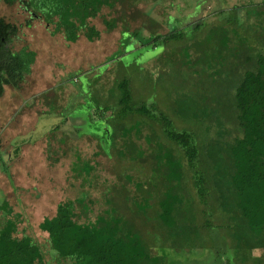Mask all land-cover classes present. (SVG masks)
Returning a JSON list of instances; mask_svg holds the SVG:
<instances>
[{
  "label": "rangeland",
  "instance_id": "obj_1",
  "mask_svg": "<svg viewBox=\"0 0 264 264\" xmlns=\"http://www.w3.org/2000/svg\"><path fill=\"white\" fill-rule=\"evenodd\" d=\"M262 1L126 0V3L119 2L113 9L105 7L101 15L92 19L91 22L101 31L100 38L89 41L81 35L77 41L69 42L63 34L53 33L54 26L42 19H32L27 25L30 14L20 2L8 5L0 0V15L20 26L14 48L28 47L37 53L32 72L20 88L8 85L0 97L1 156L8 160L11 173L10 179L0 170V203L8 199L14 211L21 214L20 234L32 235L49 250L39 223L43 217L55 213L60 201L75 200L85 195L90 211L87 210L83 217L94 219L111 208L107 202L110 200L120 207L119 213L133 220L137 219L134 217L138 215L137 207H141L136 202L141 203L144 196L147 199L142 209L151 205L147 210L151 219L144 224L143 218L138 215L141 231L149 234L146 238L148 242L156 247L158 254L166 257L165 264H228L226 256H234L222 237L226 235L229 238L228 234L223 231L225 227L216 225L220 221L209 216V212L205 213L206 216L200 213L198 223L211 220L214 224L209 228H200L201 235L193 236L195 239L191 243L177 245L164 240L155 216L160 210L158 201L167 188L163 178L166 168L158 167L156 158L163 156L167 162L170 156L167 148L174 151V161L183 160L184 163L183 179L177 191L188 199L183 200L184 213L177 224L181 227L190 224L197 215L196 211L200 212L207 206L199 203L192 172L176 143L163 134L161 125L131 113L127 116L128 124L117 126L115 132V123L109 121L114 119L111 116H115L112 113L116 108L108 104L116 103L111 101L110 94L116 82L128 78L134 102L147 103L150 107L155 105L158 108L155 113L164 112L176 129L193 130L198 143L202 141L201 127L204 123L214 126L209 131L211 136L220 131L219 138L223 140L222 129L217 128L223 123L222 128L227 131L224 138L233 137L237 132L232 129L233 117L222 114L223 120L217 123L216 113L212 114L215 107H219L221 113L229 112L230 107L223 111L219 103H226V89L231 90L230 82L221 85V77L215 82L209 77L217 65L222 71L234 69L236 72L232 51L222 49L216 39L200 45L195 42L206 40L210 26H223L227 30L235 27L241 31L237 21L231 23L227 18L238 15L242 22L255 19L256 11L264 12ZM112 18L117 19V26L107 29L104 20ZM194 18L203 22L197 30L192 25L185 33L184 41L192 44L195 41L197 46L191 47L193 60L190 64L183 60L185 54L180 51L185 42L174 45L176 51L171 58L170 46L176 42L155 48L146 47L142 46L145 40L141 35H132L137 29L145 37L151 32L165 33ZM125 27L129 31L122 36ZM230 36L229 47L233 50L237 39L233 33ZM219 54L223 55L224 62L219 60ZM210 62L214 66L208 67ZM106 105L111 110L97 119L96 110ZM205 105L208 114L204 117ZM117 121L121 122V117ZM55 125L59 127L55 128ZM125 130L124 140H116ZM94 135L103 136V149ZM217 140L221 141H214ZM207 154V157L212 156L209 150ZM88 166H91L90 171ZM127 175H131L132 180H128ZM136 183L143 184L142 188L136 187ZM221 214L227 216L223 211ZM217 217L220 215L217 214ZM2 221L0 209V224ZM262 252L261 249L253 251L254 255ZM53 254L49 251L46 257L50 259Z\"/></svg>",
  "mask_w": 264,
  "mask_h": 264
},
{
  "label": "trees",
  "instance_id": "obj_2",
  "mask_svg": "<svg viewBox=\"0 0 264 264\" xmlns=\"http://www.w3.org/2000/svg\"><path fill=\"white\" fill-rule=\"evenodd\" d=\"M3 1L8 5L20 2L30 14L27 25L31 24L32 19H42L46 24L54 26L53 33H61L67 41L75 42L81 35L89 41L100 38L101 31L91 22L92 19L101 15L105 7L113 9L119 2L124 3L126 0ZM220 11L222 13L223 9ZM194 19L171 29L167 23L169 30L165 33L151 32L148 37H145L140 29H137L132 32V35L133 37L141 35L145 40L142 46L146 47L155 48L158 45L176 42L170 46L171 58L176 51L173 48L174 45L185 42L180 51L185 54L183 60L190 64L189 62L193 60L191 47L194 45L197 48V46L194 44L195 41H192L193 44L188 43L187 40L184 41L185 33L192 25L197 30L203 22L200 18ZM251 19L242 22L238 15L233 18L228 17L227 20L231 23L237 21L242 30L238 31L235 27L227 30L223 26L218 28L216 25L210 26L206 40L195 42L200 45V43L205 44L216 39L222 49L232 51L234 59L232 64L233 68L237 66L236 72L234 69L222 71L217 65L209 77L214 82L216 78L221 77L219 80L221 85L227 81L230 82L228 85L231 90L226 89L228 96L226 103H219L223 106V111L227 106L230 107L229 112L221 113L222 110L215 107L212 114L216 113L217 123L223 120L222 114L226 113V117L227 114L228 117H233L232 129L237 131L233 137L227 140L224 138V133L227 131L222 128L223 123L217 125L218 129H222L223 140L219 138L220 131L214 136L210 135L209 131L214 126L201 123L202 141L198 143L197 135L193 130L176 129L172 120L164 112H160L159 115L155 113V110H158L155 105L150 107L147 103L134 102L133 89L128 78L118 80L115 88L110 89L111 101L116 103L108 104L116 108L112 113L115 116H111L114 119L109 121V123H115V132L117 126L122 123L124 126L128 124L127 116L131 113L137 114L138 117L145 116L146 120L156 121L155 123L161 125L163 134L176 143L185 158L187 167L192 172L191 178L199 203L207 206L200 212L196 211L197 215L190 224H184L182 227L177 224V220L179 221V217L184 213L183 200L188 199L187 196L182 197L183 195L177 191L183 179L184 163L183 160L174 161V151L167 148L170 153L167 162L163 160V156L161 159L156 158L157 166L166 168V171H163V178L167 182V188L164 196L158 201L160 210L155 216L158 230L164 234V240L178 243L177 245L191 243L192 239H195L193 236L201 235L200 228H209L214 224L211 220L204 221L202 224L198 223L200 213L206 216L205 213L209 212L211 213L208 214L209 216H214L220 221L216 225L225 227L223 231L228 234L229 238L221 235L228 248L234 252L233 258L226 256L228 264H264V38L262 39L264 12L256 11L255 19ZM104 22L107 29L117 26L116 18L105 19ZM19 31L18 24L0 15V97L4 95L5 87L8 85L20 88L26 76L31 74L32 65L36 60L35 50L28 47L17 50L14 48V41ZM128 31L129 29L125 27L122 36ZM230 32L237 39L233 50L229 47ZM239 34L241 35L238 36ZM219 55V60L223 61V55ZM207 65L214 66V63L210 62ZM110 106L106 105L96 110L97 119L111 110ZM200 107L203 108V106ZM207 108L205 105L204 117L208 114ZM118 117H121V122L117 121ZM54 127L57 128L59 125ZM125 133L126 130L116 140L122 142ZM94 136L103 149V136ZM215 139L221 141H214ZM209 143L210 148L207 149ZM207 150L211 151L212 156L210 154L207 157ZM104 152L108 153V150L104 149ZM204 154L206 156H203ZM1 155L0 147V170L11 179L8 160ZM202 157L205 158L200 160ZM90 168L91 166H88V171ZM126 177L132 180L131 175ZM142 186L143 184L136 183L139 189ZM145 199L147 197L142 196L141 203L136 202L137 206L141 205L137 207L136 213L143 218L144 224L146 220L151 219L147 215L151 205L142 209ZM107 202L111 204V208L91 219L87 216L83 217L87 210L90 211L89 206L86 205L85 195L75 200L60 201L55 213L43 217L39 223V229L46 235L49 243V250H47L32 235L25 232L20 234L19 225L22 216L14 211L8 199H3L0 203L3 214V221L0 224V264H165L166 257L158 254L156 247L146 239L149 234L141 231V218L138 215L134 216L138 219L139 224H137V219L130 220L119 213L118 205H113L110 200ZM222 211L227 216L221 214ZM217 214L221 219L217 217ZM255 249H261L263 252L260 255H254ZM49 251L54 253L53 259L50 258L52 260L46 257ZM216 253L219 252L216 251Z\"/></svg>",
  "mask_w": 264,
  "mask_h": 264
}]
</instances>
